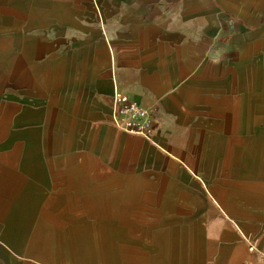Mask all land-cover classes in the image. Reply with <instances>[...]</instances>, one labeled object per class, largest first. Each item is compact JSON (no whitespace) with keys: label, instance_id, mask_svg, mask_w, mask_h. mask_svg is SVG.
I'll list each match as a JSON object with an SVG mask.
<instances>
[{"label":"crops","instance_id":"1","mask_svg":"<svg viewBox=\"0 0 264 264\" xmlns=\"http://www.w3.org/2000/svg\"><path fill=\"white\" fill-rule=\"evenodd\" d=\"M242 4L0 0V43L72 36L80 59L58 84H29L42 94L0 95V264H220L241 255L229 235L264 248L248 233L264 218V159L251 162L264 133L228 130L248 84L245 40L222 20ZM37 14L43 29L19 30ZM114 90L150 108L149 137L112 124ZM247 251L227 264L258 259Z\"/></svg>","mask_w":264,"mask_h":264},{"label":"rangeland","instance_id":"2","mask_svg":"<svg viewBox=\"0 0 264 264\" xmlns=\"http://www.w3.org/2000/svg\"><path fill=\"white\" fill-rule=\"evenodd\" d=\"M257 7V9L254 8ZM258 12V13H257ZM8 24L13 22L12 15L5 16ZM224 19L222 20V27L227 30L228 33L239 35L243 37L244 43L240 45L242 47L243 62L244 66V78L247 80L248 86L245 87V104L238 110L237 125L234 127H228L229 136H234L236 132H243L244 134H252L253 132L264 133V0H243L240 12L229 11L224 13ZM2 19H0V23ZM21 24L19 30H31V23L36 24V28L43 29V24L46 22L43 15H36L34 21L31 19H19ZM238 22V28L235 30V25ZM5 21V27H6ZM24 24V25H23ZM29 24V25H27ZM57 40L60 38V31H65L64 28L57 26ZM5 30L10 28L6 27ZM5 39L9 37L4 36ZM19 39L17 42L5 40L4 43H0V50L3 49V56L0 57V95L11 94V84H15L20 87L19 93L23 95H33L37 93H43L41 91L28 90L29 84L40 85L43 83L58 84L61 82L62 69L68 68L70 70L78 69L80 66V59H77L79 44L75 41L74 37H68L71 42L61 43L48 42L46 41L47 36L36 35L31 38L28 36L20 35L14 37ZM30 38V39H29ZM33 39H36L34 41ZM241 42H243L241 40ZM67 48L68 53H63ZM71 51V52H70ZM0 54L1 51H0ZM23 55V57H21ZM67 55V56H66ZM20 56V57H19ZM103 60L101 59V62ZM259 84V98L257 100L247 99L251 95L252 86ZM256 88V87H255ZM250 89V90H249ZM256 90V89H255ZM258 140V141H257ZM51 140H37L36 147L41 148L50 146ZM56 146L59 144L57 140ZM254 146L258 148L259 154H255L253 163L254 169L263 168L261 162L264 159V135H261L258 139H254ZM103 143L101 142V145ZM42 158V156H41ZM258 160V161H257ZM198 215H201L199 213ZM217 215L212 216L214 221ZM204 219V218H203ZM208 219L207 221L211 220ZM182 219H177L175 224H180ZM205 219L202 223H204ZM258 224L253 225L248 230L251 239H258L261 246H264V218L256 221ZM157 228H149L148 232L155 231ZM228 244L236 242L242 247L241 255L237 258L227 260L220 264H227L229 262H237L242 258L250 255L247 251L245 242L240 238L232 239L228 236ZM212 238L216 239L214 233ZM215 246L212 247L211 255L206 258L211 259L217 257L220 251L219 239L214 240ZM217 259V258H216ZM213 261V259H212Z\"/></svg>","mask_w":264,"mask_h":264},{"label":"built area","instance_id":"3","mask_svg":"<svg viewBox=\"0 0 264 264\" xmlns=\"http://www.w3.org/2000/svg\"><path fill=\"white\" fill-rule=\"evenodd\" d=\"M110 120L117 129L144 137H149L152 129L150 108L118 90L111 95ZM247 248L256 253L258 259H244L239 264H264V248H257L254 242H248Z\"/></svg>","mask_w":264,"mask_h":264}]
</instances>
